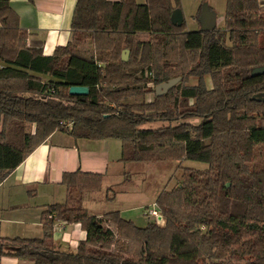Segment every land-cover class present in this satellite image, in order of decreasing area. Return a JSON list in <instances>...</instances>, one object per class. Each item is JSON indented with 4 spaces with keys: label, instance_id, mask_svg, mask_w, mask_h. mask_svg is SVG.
Returning <instances> with one entry per match:
<instances>
[{
    "label": "trees",
    "instance_id": "1",
    "mask_svg": "<svg viewBox=\"0 0 264 264\" xmlns=\"http://www.w3.org/2000/svg\"><path fill=\"white\" fill-rule=\"evenodd\" d=\"M174 9L179 0H76L71 40L44 55L27 45L9 0H0V184L56 131L73 139H119L122 162L207 165L182 168L179 183L155 200L161 220L145 227L118 211L89 215L82 195L98 191L102 176L66 172L67 199L42 212L43 236H0V258L264 264V0H226L224 27L207 32L186 31L184 20L173 24ZM191 76L196 85L156 95L158 85ZM70 86L88 93L71 95ZM151 92L152 102H122ZM156 122L166 124L143 127ZM56 221L79 223L86 232L75 251L54 246Z\"/></svg>",
    "mask_w": 264,
    "mask_h": 264
},
{
    "label": "crops",
    "instance_id": "2",
    "mask_svg": "<svg viewBox=\"0 0 264 264\" xmlns=\"http://www.w3.org/2000/svg\"><path fill=\"white\" fill-rule=\"evenodd\" d=\"M135 3L144 4L145 0H135ZM75 4L76 0H9L20 28L28 34L27 45L40 48L44 55H51L57 46L71 40ZM191 23L194 28L187 31L200 29L199 18ZM221 23L224 24V12ZM215 24L216 27L218 24ZM120 157L119 139H73L64 132H53L0 184V236L41 238L42 212L47 205L66 201L67 190L61 183L62 176L76 171L102 176L100 189L83 195L82 206L89 215L101 217L107 212L118 211L123 218L145 227L149 222H144L140 216H146L145 210L153 209L150 206L155 207L157 187L152 185L151 188L149 174L140 179L137 176L148 173L150 164L142 167L144 162H122ZM135 210H140L141 215L134 214ZM85 238L86 232L79 223L56 221L53 225L51 240L60 250L75 251ZM0 264L34 262L3 256Z\"/></svg>",
    "mask_w": 264,
    "mask_h": 264
},
{
    "label": "rangeland",
    "instance_id": "3",
    "mask_svg": "<svg viewBox=\"0 0 264 264\" xmlns=\"http://www.w3.org/2000/svg\"><path fill=\"white\" fill-rule=\"evenodd\" d=\"M225 1L226 0H179V7H180L182 14H183V17H184V21H185V25H186V31L188 29L194 28L193 27L194 24L192 25L191 22H192V20H195L194 16L196 15L199 7L202 6L203 4L210 6L211 10H213L216 13V15H217L216 23L218 24L216 27H218V28L224 27V24L221 23V20H223ZM140 37L144 38L145 36L140 35ZM87 48H89V44H86L83 47V49H87ZM128 56H129V54H128ZM196 84H197V77L191 76L187 82L182 83L179 80L172 87L178 86V85H179V87L194 86ZM204 84H205L207 89L212 88L213 79L211 78L210 75H206L204 77ZM168 91L162 93L161 95L166 94ZM161 95H159V96H161ZM154 99H155V93L151 92V93H147L145 95L129 97L127 99L122 100V102L140 105L143 102H146V103L152 102V101H154ZM172 99H173L172 96L168 97L166 99V103L169 105H172ZM192 102H193V100H189V104H191ZM185 122H189V123L194 125V124L198 123V120L197 119H189V120H185ZM164 124H166V123L156 122L153 124H145V125H143V127L154 128V127H158V126H161ZM147 164H150L149 165L150 169H149L148 173L141 171L142 173H139L140 175L137 177H138V179H140L141 178L140 176L145 177L149 174L148 180L150 181L151 188L153 187L152 185L157 187L156 188L157 194H159L162 190H170L179 183V180H180V177L182 174V168L188 167V168H194V169H200V170L207 168V165L205 163H201V162H197V161H193V160H186L182 163H179L176 161H170V162H166V163L165 162L164 163H161V162H144L142 164V167H144ZM137 182L140 183L139 181H137ZM151 191H152V189H151ZM149 208H155V207L150 206ZM134 214H140L141 215V211L135 210ZM140 217L144 218V220H143L144 222L148 221L150 223V222L155 221V219L150 217V216H144V215L142 216L141 215Z\"/></svg>",
    "mask_w": 264,
    "mask_h": 264
},
{
    "label": "water",
    "instance_id": "4",
    "mask_svg": "<svg viewBox=\"0 0 264 264\" xmlns=\"http://www.w3.org/2000/svg\"><path fill=\"white\" fill-rule=\"evenodd\" d=\"M183 14L180 9H174L171 14V21L173 24L181 25L183 22ZM216 22V15L213 11L209 9L206 4H203L201 7V12L199 16V23H200V31H212L215 28ZM128 50H124L122 52V59L126 61L128 59ZM261 69H256V72ZM179 77L172 78L165 83L158 85L155 88V93L157 96L161 95L162 93L168 91L177 81H179ZM69 94L71 95H86L88 93V88L85 86H70L69 87Z\"/></svg>",
    "mask_w": 264,
    "mask_h": 264
},
{
    "label": "built area",
    "instance_id": "5",
    "mask_svg": "<svg viewBox=\"0 0 264 264\" xmlns=\"http://www.w3.org/2000/svg\"><path fill=\"white\" fill-rule=\"evenodd\" d=\"M145 215L154 218L155 221H160L161 220V216H160V214H159V212L157 211L156 208L146 209L145 210Z\"/></svg>",
    "mask_w": 264,
    "mask_h": 264
}]
</instances>
